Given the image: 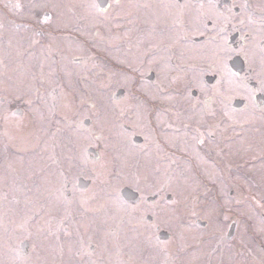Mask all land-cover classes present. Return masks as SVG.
<instances>
[{"label":"flooded vegetation","instance_id":"flooded-vegetation-1","mask_svg":"<svg viewBox=\"0 0 264 264\" xmlns=\"http://www.w3.org/2000/svg\"><path fill=\"white\" fill-rule=\"evenodd\" d=\"M77 1L89 3L87 6L96 12V17H90L97 18L96 23L112 19L113 25L121 30L116 33L119 36L116 45L112 42L104 45H115L126 57L134 49L133 45L146 44L142 53L133 50L137 58L135 62L132 60L133 65L126 67L119 63L125 72L96 70V74L106 79L110 74H119L121 82L106 87L110 89L108 99L113 112L112 117L103 119L94 116L95 110L104 104L98 97L104 92L103 87L98 85L90 90L85 85L87 77L83 69L74 80L73 90L70 86L67 68L85 66L82 64L84 56L66 60L52 41L48 45L44 39H52L54 35L68 38L64 35L68 20L62 26H58L60 23L54 26L61 12L55 13L50 7L43 11L40 8L32 10L27 19L14 17L17 28L19 22L22 28L41 35L45 42V61L50 65L47 71L28 57L18 63L26 73L20 82L24 84L21 92L32 95V103L28 105L37 110L34 114L30 108L25 118H18V139L30 140L35 145L36 130L40 128L34 116H42L41 124H49L46 131L50 136L45 143L52 152L49 168L52 176H57L56 169L59 174V189L55 195L62 203L66 219H71L68 223L77 228L79 217L96 220L105 214L113 215L121 206L125 211L118 222H113L115 227L124 229V221L134 218L138 222L137 230L138 226H143L141 232L151 230L157 234L160 230L157 227L152 230L151 224L159 211H165L168 203L172 211H184L190 200V197L171 198L166 190L174 187L178 178L185 179L186 183H192L193 179L197 183L195 188H203L197 196H201L202 201L194 197L193 203L200 208L212 205L207 217L191 212V217L198 216L193 221L194 227L204 231L209 227V210L220 207L222 232L226 233L227 244L235 239L232 247L236 258L239 260L245 253L243 240H238L240 227L246 232L249 227L264 260V193L259 190L264 186V0ZM17 2H0V10L11 19V12L17 15L18 11L24 12L25 8ZM135 6L144 10L146 18L141 22L142 34L137 36L131 23L140 22L127 23L134 19ZM89 21L94 22L90 18ZM98 42L99 39L96 44H103ZM202 45L207 48L200 51L197 58L198 47ZM49 50L57 54L48 53ZM96 53L100 56L99 51ZM215 57L219 58L216 62ZM100 64L98 62L97 66ZM121 77L129 79L123 82ZM138 108L142 117L136 123L133 116L140 110ZM20 110L22 107L18 108V117ZM81 110H89V114L81 116ZM156 110L162 114L161 118L155 117ZM124 113L128 116L119 117ZM56 127L63 129L65 134L64 145L58 147L54 142ZM84 137L87 142L80 146L76 140ZM189 147L194 149L196 156L191 154ZM57 148L64 151L63 156L71 152L80 154V158H84L81 163L86 167L70 174L59 164ZM122 155L128 156L127 168L118 166L120 163L113 160L114 167L104 172V166H108L105 158L120 160ZM180 159H185L184 164H178ZM203 166L208 167L204 169ZM119 172L132 175L130 184L117 187L108 182L116 180ZM21 185L18 183V193L31 190L29 204L36 202L32 197L34 191ZM126 188L130 194L123 193ZM51 193L53 199L54 189L48 195ZM207 193L209 198L204 197ZM114 194L118 205L111 202L110 195ZM238 207L244 212H239ZM260 226L263 228L259 229ZM166 237L160 238L165 240ZM118 249L122 247L117 245ZM81 253V256H88L84 251ZM120 253L125 257L123 249ZM222 255L225 257L224 249ZM240 260L238 264L245 263Z\"/></svg>","mask_w":264,"mask_h":264},{"label":"rangeland","instance_id":"rangeland-1","mask_svg":"<svg viewBox=\"0 0 264 264\" xmlns=\"http://www.w3.org/2000/svg\"><path fill=\"white\" fill-rule=\"evenodd\" d=\"M0 2L5 3L9 0ZM17 3L25 8L24 12L18 11L17 15L13 7L14 12H11L13 15L11 19L0 10V264H114L113 262H122L123 264H238L237 261H241L240 259L244 260L245 263L243 264H264L263 253L260 254L256 247L254 234L251 235L249 227L247 232L240 227V239L238 238V240H243L245 253L239 257V260L236 258L235 250L232 247L235 245V239L227 244L226 233L222 232V224L219 218L220 207L214 206L213 209L209 210V227L204 231L194 227L193 221L198 216L192 215L191 217V212L207 217V210L212 205L208 208L207 206L200 208L193 203L192 199L199 196L203 189L195 188L197 183L195 184L193 179H191L192 183L189 181L186 183L185 179L178 178L176 185L166 190L171 198L190 197V200L184 211H172L169 208L170 203L167 204L165 211H159L157 219L151 224L152 230L155 227L160 230L157 234L151 230L141 232L140 228L143 226H138L137 230L138 222L134 218L124 221V229L115 227L113 222H118L122 218L121 213L125 211L121 206L113 211V215L105 214L96 220H92V217H79L77 228H74L72 223H68L71 222V219H66V212L61 207L62 203L58 202L59 199L55 195L59 189L57 187L60 183L59 174L56 169L53 171L57 176H52L49 168L52 152L50 146L46 147L45 145L50 136L46 131L49 124H41L42 116H34V121L40 128V130H36L35 145L33 146L30 140L27 142L24 138L18 139V118H25L29 114L30 108L34 114L37 112L28 105L32 103L30 98L32 95H29L28 92H21L24 90V84H20V82L25 76L23 74L26 73L24 68L18 67V63L22 58L28 57L29 61L34 62L35 65L38 64L39 68L44 67L47 71L50 65L45 61V42L41 35L36 34L33 30L22 28L23 25L19 26V22L17 28L15 18L18 16V20L27 19L32 10L40 8L43 11L44 8L50 7L55 13L61 12L60 18L56 20L54 26H57L58 23H60L58 26H62L68 20V26L64 29V35H68V38H59L58 35H54L55 37L52 39H44L48 45L52 41L66 60L77 55L84 56L85 61L82 64L85 66L75 68L70 65L67 68V73L72 82H70V86L73 90L74 80L82 69L87 77L85 85L90 90L101 85L104 92L98 94V97L104 104L99 110H95L94 116L103 119L112 117L111 113L113 112L110 110L112 104L108 99L110 89L106 87L119 85L121 82L119 81V74H110V78L106 79L102 75L96 74V70L101 68L106 73H113V71L120 73L122 72L120 70L125 72L119 63L126 67L133 65V61L137 59L133 50L137 49L138 53H142L146 43L135 44L132 46L134 49L128 52L127 55L129 56L122 55L117 50L118 47H115L119 38L116 33L121 32V30L113 25L112 19L96 23V21L98 22L97 18L93 20L90 17L91 15L96 17V12L87 6L89 5L88 2L85 5V3L77 0H18ZM7 5L8 3L4 4L5 7ZM6 11H9V8ZM144 13L142 8L135 6L133 10L134 19L127 21V23H131L133 20L140 22L131 23L136 36L142 34L141 22L146 20ZM89 18L91 22L94 21L92 24ZM97 39H99L98 43L103 44L97 45ZM111 42L115 45H104V43L110 44ZM198 48L200 49H198L197 58H199L200 51L207 47L202 45ZM96 50L99 51L100 56L97 55ZM48 53L57 54L51 50ZM217 55L215 53V56ZM215 59L216 62L219 58L215 57ZM98 62L101 63L100 66H97ZM114 67H118V70L115 71ZM31 69L34 70L35 68L32 67ZM121 78H123L121 79L123 82L129 79V77ZM22 103H27V105ZM21 107V115L18 117V108ZM96 111H99V114ZM139 111L141 109L135 111L136 116H133V122H140L142 113ZM156 111L157 116L155 117L161 118L162 114L158 110ZM88 114L89 110L80 111L81 116ZM127 116V113L119 115V117ZM58 124L63 125L62 123ZM64 136L63 129L56 127L54 135L56 147L62 143L64 145ZM77 140L76 142L80 143V146L85 141L87 142L85 137L83 140ZM189 149L191 154L194 153L196 156L194 149L191 147ZM59 150L58 148L55 150L59 157L58 162L70 174L79 172L86 167L85 164L81 163L84 158H80V154L74 155L71 152L70 155L63 156L64 151L60 152ZM50 153L51 155H49ZM127 157L122 155L120 160L115 157L105 158L108 166H106L107 168L104 166V172L110 170L114 165L113 160L120 163L118 166L127 168V165L130 164ZM191 159L193 158L191 157ZM184 161L185 159H180L178 164H184ZM115 167L119 168L117 165ZM207 167L203 166L204 169ZM178 172L177 169L176 174ZM130 176L132 175L128 172H119L116 180H109L108 182L121 187L125 184L128 185V182L130 184ZM18 183L22 184L21 187L25 186V188L34 191L32 197L36 202L29 204L28 196L31 190L29 193L26 189L20 194L18 193ZM53 189L54 197L51 199L52 193L51 195L48 193L53 192ZM112 189L116 188L112 186ZM124 190L130 191L128 188ZM259 190L263 194L264 186L260 187ZM209 195L207 193L204 197L209 198ZM197 198L202 201L201 196ZM110 199L113 204L118 205L115 194L110 195ZM236 209L239 212L241 210L239 207ZM236 209L235 212L239 213ZM241 212H244L243 208ZM97 223L100 224L98 228ZM256 228H258L257 224ZM160 237H166V239L161 240ZM117 245L126 252L125 257H121L120 251L122 249L116 250ZM223 249L225 250V257L222 255ZM237 250L239 249L237 248ZM83 251L88 256H81Z\"/></svg>","mask_w":264,"mask_h":264},{"label":"water","instance_id":"water-1","mask_svg":"<svg viewBox=\"0 0 264 264\" xmlns=\"http://www.w3.org/2000/svg\"><path fill=\"white\" fill-rule=\"evenodd\" d=\"M100 4L103 6L102 2ZM123 193L127 195V194H130V191L124 190Z\"/></svg>","mask_w":264,"mask_h":264},{"label":"snow or ice","instance_id":"snow-or-ice-1","mask_svg":"<svg viewBox=\"0 0 264 264\" xmlns=\"http://www.w3.org/2000/svg\"><path fill=\"white\" fill-rule=\"evenodd\" d=\"M103 10V9H102Z\"/></svg>","mask_w":264,"mask_h":264}]
</instances>
